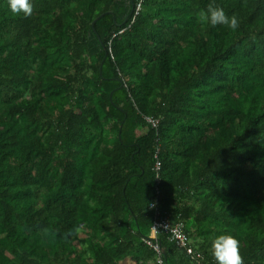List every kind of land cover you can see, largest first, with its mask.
<instances>
[{"label":"trees","instance_id":"16d2710c","mask_svg":"<svg viewBox=\"0 0 264 264\" xmlns=\"http://www.w3.org/2000/svg\"><path fill=\"white\" fill-rule=\"evenodd\" d=\"M31 2L0 0V264H160L157 209L203 255L161 232L163 264L221 233L264 264V0H215L235 30L211 0Z\"/></svg>","mask_w":264,"mask_h":264},{"label":"clouds","instance_id":"9594fccd","mask_svg":"<svg viewBox=\"0 0 264 264\" xmlns=\"http://www.w3.org/2000/svg\"><path fill=\"white\" fill-rule=\"evenodd\" d=\"M10 11L15 15L23 14L25 17L31 16L34 6L31 0H7ZM198 20L212 26L224 25L235 30L240 26V22L235 14L229 16L224 8L215 3V0L207 5L206 10L198 13ZM155 202L152 207H155ZM79 229H70L69 234L78 232ZM178 228L172 229L173 237L177 236ZM209 252L215 264H244V258L240 251L239 240L231 233H221L211 240Z\"/></svg>","mask_w":264,"mask_h":264},{"label":"built area","instance_id":"2783aa9c","mask_svg":"<svg viewBox=\"0 0 264 264\" xmlns=\"http://www.w3.org/2000/svg\"><path fill=\"white\" fill-rule=\"evenodd\" d=\"M141 10V7H139V11ZM126 32V31H124ZM160 149H158V152ZM158 201V197L156 198V201ZM156 205V204H155ZM157 208V206H155ZM156 222L153 226V241H148V243L155 247V249L158 251L160 250V233L165 232L167 234H170L172 236V239L176 241V243L183 249L188 250L189 254L192 255L196 260H198L200 263L203 262V255L201 252H198L195 250L194 246L191 242L188 240V234L185 232V223H183L180 220H171L169 218L160 219L159 211L157 209L156 211ZM159 216V219H158ZM178 228V234L177 236L173 237L172 235V229ZM160 264H163V260L160 262Z\"/></svg>","mask_w":264,"mask_h":264},{"label":"rangeland","instance_id":"374dc122","mask_svg":"<svg viewBox=\"0 0 264 264\" xmlns=\"http://www.w3.org/2000/svg\"><path fill=\"white\" fill-rule=\"evenodd\" d=\"M164 253H165V250H163L161 248V245H160V250H158V257L156 259V263H160L162 260H163V257H164ZM194 258V257H193ZM128 261V260H127ZM125 264H131L129 261L126 262Z\"/></svg>","mask_w":264,"mask_h":264}]
</instances>
